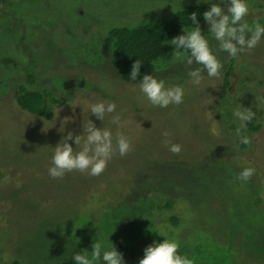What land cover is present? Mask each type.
Returning <instances> with one entry per match:
<instances>
[{"label": "rangeland", "instance_id": "obj_1", "mask_svg": "<svg viewBox=\"0 0 264 264\" xmlns=\"http://www.w3.org/2000/svg\"><path fill=\"white\" fill-rule=\"evenodd\" d=\"M192 4L196 0H0V264H57L63 231L77 239L90 216L112 223L114 238L102 236V247H135L137 264L144 247L164 237L193 264H264V37L233 63L210 41L223 67L219 78L204 75L198 87L172 54L129 81L112 53V28L170 20ZM248 4L245 20L264 23V0ZM200 27L206 33L205 22ZM143 74L183 87V103L148 104L135 84ZM31 78L36 82L29 88H51L62 100L50 120L15 101L17 85ZM96 100L116 105L102 122L88 114V102ZM243 107L255 112L242 130L249 145L234 135L239 122L231 110ZM114 115L120 128L111 123ZM88 118L114 137L127 136L131 150L113 155L97 176L73 171L50 178L52 147L69 131L79 134ZM165 131L181 145L179 153L162 142ZM246 166L255 168L253 176L236 182ZM156 195L174 200L173 208L160 210L164 201ZM149 207L154 210L146 217ZM172 213L177 224L167 222ZM130 229L132 240L125 237Z\"/></svg>", "mask_w": 264, "mask_h": 264}, {"label": "clouds", "instance_id": "obj_2", "mask_svg": "<svg viewBox=\"0 0 264 264\" xmlns=\"http://www.w3.org/2000/svg\"><path fill=\"white\" fill-rule=\"evenodd\" d=\"M196 3L208 5L206 10L200 13L206 25V33L201 30L197 13L192 12L187 15L190 26L183 27L182 34L169 39V44L174 49L171 57L188 66L187 77L194 87L201 85L204 75L209 78L220 76L223 64L216 52L212 50L210 41H215L218 52L235 59L245 52L251 53L264 37V23L257 20L251 22L245 20L249 12L248 0H196ZM23 59L26 62V58ZM141 65L142 63L137 60L131 64L129 81L137 79ZM193 65L196 66L192 67ZM135 84L138 85L143 98L153 107L164 109L169 105L183 103L185 95L183 87L166 86L163 79H158L153 74H143ZM115 110V103L110 101L88 102V114L90 113L101 122L106 114H112ZM231 116L239 122L234 130L238 144L249 145L251 138L242 134V130L246 129L247 124L254 119L255 112L248 107H243V110L234 108L231 110ZM111 123L117 128L122 126L119 115L112 116ZM81 128V132L76 135H73L71 131L67 132L52 147L47 167L50 178L60 179L65 173L73 171L97 176L104 171L113 155L124 156L131 150V141L127 136L118 132L114 137L109 128L97 127L89 118L87 123L82 122ZM59 130L63 131V127ZM168 135L166 131L162 133L165 137L162 142L169 152L179 153L181 145L171 143L167 139ZM70 140L71 143H69ZM254 172L255 168L252 166L242 167L234 180L246 183ZM179 247L175 240L165 237L159 242L153 240L144 247L138 264H193L190 257L179 251ZM71 260L73 264H94L96 261L99 264H125L123 254L117 250L113 242L106 248L102 247L99 241L92 242L90 254L86 249L83 252H74Z\"/></svg>", "mask_w": 264, "mask_h": 264}, {"label": "trees", "instance_id": "obj_3", "mask_svg": "<svg viewBox=\"0 0 264 264\" xmlns=\"http://www.w3.org/2000/svg\"><path fill=\"white\" fill-rule=\"evenodd\" d=\"M207 6V4H192L177 11L170 20L144 23L134 27L122 26L112 28L110 30V36L113 40L112 53L117 68L122 73H129L131 64L137 60L142 63L140 73L149 71L154 61L172 54L174 49H172V46L169 44V39L176 36L183 27L190 26L187 15L196 12L197 20L199 23H202L204 21L200 13L206 10ZM230 61L233 63V58H231ZM232 63L229 64L228 69L224 72V88H227L229 85L228 77L232 69ZM35 82L34 78H31L17 85L15 90V101L20 109L50 120L54 117L55 106L61 103L62 100L51 88H29L27 86V84L31 85ZM158 199L164 201V205H161L160 210H162V208L163 210L173 208L174 200L167 199L164 195L158 197ZM81 206L84 207L83 204ZM75 207L77 209L80 206L76 205ZM78 210L81 211L80 209ZM153 210V207L147 208L146 213L145 211L143 212L144 216L148 217ZM172 214L174 216L172 215L170 219H167V222L170 224H177L179 218L174 213ZM90 217L91 218L85 222L84 229L80 233H77L79 234L77 239H73L69 231L68 233L63 231V244L65 248H63L57 264H73L71 256L74 252H83L86 249L89 250L90 254L92 242L99 241L101 243L104 236L114 238L113 234L109 231L112 224L111 222L106 223L103 219L100 220L95 218L94 220L92 216ZM148 226L151 227V221L148 222ZM133 233V229H130V231L125 234V237L132 240ZM261 244L264 245V241H262ZM116 248L123 254V259H127L129 263L137 264L136 257L138 252L135 247L128 248L119 244ZM126 248L129 249V252ZM260 249L263 251L262 247H260ZM263 252L258 251L256 257L261 258L259 255H262ZM262 256H264V254ZM128 262L127 264H129ZM94 264H99V262L96 261Z\"/></svg>", "mask_w": 264, "mask_h": 264}]
</instances>
